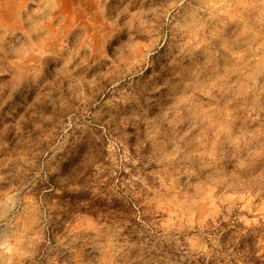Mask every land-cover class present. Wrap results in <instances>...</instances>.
I'll return each instance as SVG.
<instances>
[{"label": "rangeland", "instance_id": "rangeland-1", "mask_svg": "<svg viewBox=\"0 0 264 264\" xmlns=\"http://www.w3.org/2000/svg\"><path fill=\"white\" fill-rule=\"evenodd\" d=\"M0 37L17 61L0 75V264L207 262L209 224L264 227L261 8L0 0Z\"/></svg>", "mask_w": 264, "mask_h": 264}, {"label": "trees", "instance_id": "trees-1", "mask_svg": "<svg viewBox=\"0 0 264 264\" xmlns=\"http://www.w3.org/2000/svg\"><path fill=\"white\" fill-rule=\"evenodd\" d=\"M208 226L206 235L212 240L217 238L218 246L213 251L214 256L207 262L205 258L185 259L182 264H217L225 261L222 255L226 258V264H264L262 225L246 229L234 218Z\"/></svg>", "mask_w": 264, "mask_h": 264}, {"label": "clouds", "instance_id": "clouds-1", "mask_svg": "<svg viewBox=\"0 0 264 264\" xmlns=\"http://www.w3.org/2000/svg\"><path fill=\"white\" fill-rule=\"evenodd\" d=\"M40 2L43 3V0H40ZM240 2L247 3V5L250 8L259 7L262 9V11H264V0H240ZM25 11H27V10L25 9ZM34 14L35 13L29 14L27 16V20L30 21L32 19V15H34ZM48 19H49V21H51L53 19V17H49ZM6 35H8V34H6ZM11 35H14V33H11ZM24 35L27 36V35H29V33L25 32ZM3 51H4V37H0V53H2ZM16 63H17V61L10 60L9 57H7V56L0 55V75H3L4 72L8 70L9 66L15 67ZM161 96L163 97V93H161ZM185 135H187V133ZM260 135H264V133H260ZM181 139H183V137H181ZM146 150H148L147 146H146ZM261 150L264 151V145L261 146ZM180 151L181 150H179V148L177 146L176 155H179ZM175 158H176L175 155L170 157V159H172V160H175ZM182 159H184V158H182ZM190 163L194 164L195 161H190ZM189 175L195 176V172H190ZM6 179H7V177L5 175L0 174V184H2ZM212 191H215V188H213ZM18 195H19V192L13 193V197L18 196ZM224 202L225 201H222V203H224ZM3 207L6 210V212L12 211L11 207H9L7 204H4ZM0 221H5L4 215H0ZM5 222H6V226H9V227H11L14 224V221H11V220H7ZM20 243H21L20 239L17 238L16 239V245H19ZM0 251L11 252L12 249L11 248H4L3 245H0ZM5 264H7V262H5Z\"/></svg>", "mask_w": 264, "mask_h": 264}]
</instances>
